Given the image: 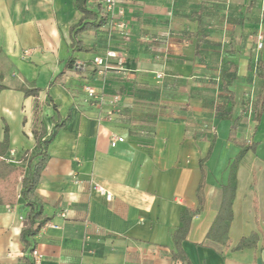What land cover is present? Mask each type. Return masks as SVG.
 Instances as JSON below:
<instances>
[{"label":"crops","instance_id":"crops-1","mask_svg":"<svg viewBox=\"0 0 264 264\" xmlns=\"http://www.w3.org/2000/svg\"><path fill=\"white\" fill-rule=\"evenodd\" d=\"M97 1L103 2L90 4ZM119 9L126 37L110 34L106 24L81 35L93 51H74L71 27L82 16L75 0H0V84L6 86L0 142L8 138L0 157V264L33 259L22 237L28 209L22 191L28 161H37L40 150L48 158L36 195L50 220L30 240L41 264H264V106L259 121L253 114L248 137L242 136L243 116L238 143L230 140L231 120L220 116L230 105L214 108L205 54L214 42L232 43L224 54L234 76L222 81L220 93L228 100L233 92L238 116L243 109L235 114L239 93L230 82L245 86L239 80L255 68L264 0H116ZM200 30L207 33L201 58ZM107 49L118 51L123 66L111 59L112 68L100 74L93 58ZM260 49L264 62V45ZM71 56L86 67H67ZM86 84L103 99H90ZM23 85L38 94L25 95ZM258 97L264 98V70ZM36 132L49 140L46 146H39ZM112 133L125 140L113 145ZM253 142L255 150L237 168L228 243L214 242L207 235L229 164L240 144ZM206 157L205 201L197 211ZM95 183L112 199L95 191ZM184 210L192 218L178 247L174 233ZM252 233L255 245L234 249Z\"/></svg>","mask_w":264,"mask_h":264},{"label":"trees","instance_id":"trees-1","mask_svg":"<svg viewBox=\"0 0 264 264\" xmlns=\"http://www.w3.org/2000/svg\"><path fill=\"white\" fill-rule=\"evenodd\" d=\"M91 1L96 0H75V7L82 13L81 19L78 23L71 27V39H72V47L74 51H93V47H86L83 40L81 39V35L85 32L93 31L99 32L109 20V14L106 11V8L103 6V2L97 1L95 4H90ZM199 33L202 35L201 38L197 40L196 43V55L201 58L202 47L203 44L207 42V33L204 30H200ZM74 59L71 56L68 60L67 67L73 66ZM259 74H262L264 70V62L259 59L258 67ZM64 72L60 73L59 77L63 75ZM6 86L0 84V92ZM21 89L24 91L25 95H37L38 88L37 87H27L23 85ZM235 102V97L233 92L228 91V103L229 107L225 108L224 111L220 114L221 117L228 118L231 120V128L229 139L233 142L238 143L236 139V134L238 131L239 124L244 116L243 111L238 116H233V104ZM264 106V98H257L254 103V118L259 121L261 116V111ZM59 125L56 126V129ZM7 132V131H6ZM40 133L36 132L37 141L40 147L46 146L49 142L48 139H41ZM256 144L253 143H242L240 144V151L234 156L229 164V173H228V181L226 184L222 186V203L219 209V212L208 232L207 237L217 243L227 244L229 240V231L231 227V223L233 220V201L236 192L237 186V168L240 160L243 158L245 153L249 150H255ZM8 149V138L7 135L5 139L0 142V157L2 158L5 152ZM211 154V150L209 155ZM39 158L37 161L29 160L28 161V173L23 180V191L22 196L25 200V205L28 207L26 211V215L24 217V228L22 232V237L26 243V246L32 252L34 250V243L31 242L30 237H34L36 234L40 232L42 227L50 220V217L44 214L43 203L38 199L36 195V188L39 183L40 175L44 166L46 164L48 153L45 150H40L37 154ZM208 155V157H209ZM207 157L201 160V168H202V179L200 181L199 187L197 189V195L199 199V207L197 211H200L203 208V204L205 201L204 196V186H205V172L207 169L206 166ZM21 172L24 170H20ZM192 218V213L189 210H184L182 214V222L183 226L177 229L174 233V239L179 247L180 243L183 239L186 238L190 221ZM257 240V235L252 233L248 237H244L241 241L234 247V249H243L247 247H251L255 245ZM176 257H178L176 255ZM24 261L26 264H35L34 260L28 256L24 257Z\"/></svg>","mask_w":264,"mask_h":264},{"label":"rangeland","instance_id":"rangeland-1","mask_svg":"<svg viewBox=\"0 0 264 264\" xmlns=\"http://www.w3.org/2000/svg\"><path fill=\"white\" fill-rule=\"evenodd\" d=\"M208 25L210 26L209 29L211 30V32L216 33L215 25L211 22ZM259 41L260 39H258L255 45L253 61V65L255 66L254 70H252V72H248L243 78H241V80H239L245 86H242L240 88L238 84L230 82V86L233 87L239 93L238 103L237 105H235V114H238L239 112H241L242 109H244V121L242 123V136L244 138L248 137L252 128L251 121L253 119L254 114V101L260 86V74L259 70L257 69L258 60L260 59L259 51L261 50L258 47ZM229 47H232V43L230 42H214V45L207 47V50L205 52V54L208 55L206 56L207 63L211 66L210 71L208 72V80L213 85V88L210 89V94H214V102L217 103L214 108H218V106L224 107L228 103L227 95H221L220 92L222 91V81L227 79L230 80L229 78L234 76V73L226 71V68L229 63L228 61H226L228 56L224 53L229 51ZM208 129L210 130V133H212V127L210 125ZM20 186L21 183L19 184V187ZM0 189L2 190V188Z\"/></svg>","mask_w":264,"mask_h":264},{"label":"built area","instance_id":"built-area-1","mask_svg":"<svg viewBox=\"0 0 264 264\" xmlns=\"http://www.w3.org/2000/svg\"><path fill=\"white\" fill-rule=\"evenodd\" d=\"M103 2L105 4L106 11L109 14V20L107 23L109 33L113 34L114 31H119L123 37H126L128 35V25L122 18L124 10H115L116 0H103ZM259 39L260 41L258 43V47L262 48L264 45L263 36L260 35ZM111 59H115L117 61V66L119 68L123 66V57L120 56L118 51H116L115 49H107L105 55H97L93 58V63L97 67L98 72L100 74H105L108 69L112 68L113 65L111 64ZM85 67L86 62H83L81 60H74L72 66L73 70L79 71L84 69ZM161 76V74L157 75L158 78H160ZM84 90L90 99H103V96H99L97 90L90 84H86L84 86ZM119 98L120 96L118 94L114 95L111 100V103H116ZM124 140L125 138L123 136H120L116 133H112L111 135V141L113 145H115L117 142H122ZM93 189L99 192L100 194L105 195L108 200H111L113 197L111 192H109L104 186L98 183H95L93 185ZM46 224L44 226H46ZM32 257L35 264H41L42 254L39 252L38 249L34 248V250L32 251Z\"/></svg>","mask_w":264,"mask_h":264}]
</instances>
